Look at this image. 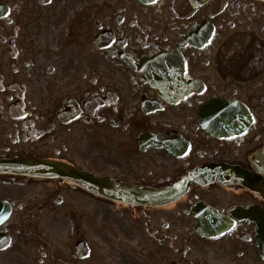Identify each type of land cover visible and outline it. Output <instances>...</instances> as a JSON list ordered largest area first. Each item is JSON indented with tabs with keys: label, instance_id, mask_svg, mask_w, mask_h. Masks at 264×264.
<instances>
[{
	"label": "flooded vegetation",
	"instance_id": "af4514ba",
	"mask_svg": "<svg viewBox=\"0 0 264 264\" xmlns=\"http://www.w3.org/2000/svg\"><path fill=\"white\" fill-rule=\"evenodd\" d=\"M28 159L191 180L146 206L0 171V264H264V0H0V161Z\"/></svg>",
	"mask_w": 264,
	"mask_h": 264
},
{
	"label": "water",
	"instance_id": "95a60500",
	"mask_svg": "<svg viewBox=\"0 0 264 264\" xmlns=\"http://www.w3.org/2000/svg\"><path fill=\"white\" fill-rule=\"evenodd\" d=\"M0 171L17 172L38 178H62L109 200L136 205H161L179 198L185 191L191 176L165 188L152 189L115 183L83 173L65 163L40 159H28L10 164L0 161Z\"/></svg>",
	"mask_w": 264,
	"mask_h": 264
},
{
	"label": "rangeland",
	"instance_id": "374dc122",
	"mask_svg": "<svg viewBox=\"0 0 264 264\" xmlns=\"http://www.w3.org/2000/svg\"><path fill=\"white\" fill-rule=\"evenodd\" d=\"M58 180H52V186H55V184H57ZM63 185V184H62ZM57 212L58 209H56L55 212L52 213L50 219H46L45 220V238L49 237L50 240H52V242L56 243L57 242V234H58V223H57ZM48 227H47V223Z\"/></svg>",
	"mask_w": 264,
	"mask_h": 264
}]
</instances>
